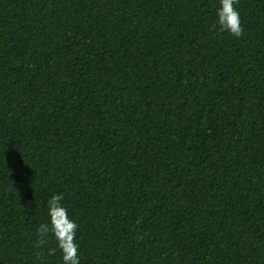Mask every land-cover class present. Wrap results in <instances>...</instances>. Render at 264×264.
Returning <instances> with one entry per match:
<instances>
[{
    "label": "trees",
    "instance_id": "obj_1",
    "mask_svg": "<svg viewBox=\"0 0 264 264\" xmlns=\"http://www.w3.org/2000/svg\"><path fill=\"white\" fill-rule=\"evenodd\" d=\"M218 7L0 0V264H64L57 194L80 264H264V0Z\"/></svg>",
    "mask_w": 264,
    "mask_h": 264
},
{
    "label": "clouds",
    "instance_id": "obj_2",
    "mask_svg": "<svg viewBox=\"0 0 264 264\" xmlns=\"http://www.w3.org/2000/svg\"><path fill=\"white\" fill-rule=\"evenodd\" d=\"M238 0H219L216 15V26L223 33L240 38L244 29L241 26L240 13L235 5ZM62 194L52 195L47 201V222L40 223L35 230L34 248L37 258L46 253L54 254L58 249L62 254L64 264H80L79 245L76 241L78 224L68 216L67 208L61 203ZM55 241V247L49 248L50 241Z\"/></svg>",
    "mask_w": 264,
    "mask_h": 264
}]
</instances>
